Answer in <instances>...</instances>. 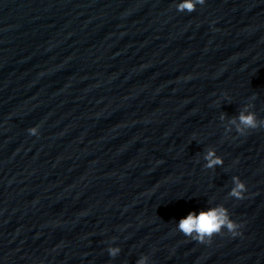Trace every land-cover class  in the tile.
Listing matches in <instances>:
<instances>
[{"label": "water", "instance_id": "obj_1", "mask_svg": "<svg viewBox=\"0 0 264 264\" xmlns=\"http://www.w3.org/2000/svg\"><path fill=\"white\" fill-rule=\"evenodd\" d=\"M179 2L0 0V264H264V0Z\"/></svg>", "mask_w": 264, "mask_h": 264}, {"label": "clouds", "instance_id": "obj_2", "mask_svg": "<svg viewBox=\"0 0 264 264\" xmlns=\"http://www.w3.org/2000/svg\"><path fill=\"white\" fill-rule=\"evenodd\" d=\"M205 0H180L176 4V9L179 12L192 13L196 10L197 5H203ZM224 117L222 116L221 119ZM229 123L235 125L236 131L243 135L247 130H255L259 127H264V119L258 120L256 113L245 109L241 110L238 117L232 118ZM30 135L38 134V126L28 129ZM206 161L204 167L214 169L216 166H222L223 159L216 154L214 150H208L204 156ZM233 187L228 195L238 200H243L244 193L247 187L244 181L238 176L232 177ZM241 227L237 222L230 218L229 211L223 205L210 207L207 210H200L199 213L189 212L185 217L181 218L177 224L178 230L186 237L199 242L210 243L215 235L220 234L224 229H227L233 236L238 235V229ZM111 257H116L121 249L119 247H109L107 249ZM148 257L141 256L136 264H147Z\"/></svg>", "mask_w": 264, "mask_h": 264}]
</instances>
